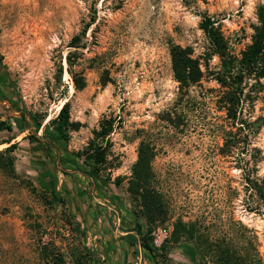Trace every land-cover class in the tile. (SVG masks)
<instances>
[{"label": "rangeland", "instance_id": "obj_1", "mask_svg": "<svg viewBox=\"0 0 264 264\" xmlns=\"http://www.w3.org/2000/svg\"><path fill=\"white\" fill-rule=\"evenodd\" d=\"M263 2L0 0V122L11 126L0 130V264H118L120 241L122 264H221L223 239L245 264H264V215L247 210L239 167L218 153L219 87L201 66L200 81L179 92L169 55L179 45L200 62L207 56L203 14L238 53ZM218 65L216 55L207 61L208 70ZM64 101L62 128L50 120ZM246 109L262 120L251 143L264 178V90ZM109 117L111 131L97 137ZM140 141L152 148L148 180L166 212L147 235L153 258L128 189ZM94 142L103 156L96 170L86 157ZM209 241L217 247L207 251Z\"/></svg>", "mask_w": 264, "mask_h": 264}, {"label": "trees", "instance_id": "obj_2", "mask_svg": "<svg viewBox=\"0 0 264 264\" xmlns=\"http://www.w3.org/2000/svg\"><path fill=\"white\" fill-rule=\"evenodd\" d=\"M255 15L256 23L252 27L250 42L238 53L230 50L216 21L203 14L198 26L208 43L209 52L207 56L200 62L198 58L191 56L188 48L179 45L171 46L169 55L172 77L177 83L179 92L187 93L189 87L200 81L203 75L201 66L217 83L219 90L216 94L215 103L224 115L223 124L220 126L222 145L219 147L218 153L223 157L232 158L234 164L239 167L243 182L242 188L247 193L245 198L248 201L247 210L264 215V178L257 175L256 172V162L261 158L260 149L251 143V136L261 127L262 120L259 117L250 119L246 109V106L252 104L259 92L264 90V2L256 7ZM70 46L74 45L70 44ZM212 55L218 57L219 65L214 70H208L207 61ZM80 86V84H76V87ZM247 86L248 88H246ZM21 117L23 118V115ZM67 118L68 103L64 101L50 123H59L64 128L68 124ZM112 125L113 118H103L100 121L99 129L95 132L96 136L104 138L111 131ZM1 129L11 130V126L0 122ZM58 134L65 140L61 131ZM91 145L95 152L93 154L90 152L86 157L92 159L93 168L96 170L103 161L102 154L100 155L98 152L101 150V145L97 142ZM11 147H14V144H10L5 150H10ZM152 156L151 146L140 141L137 159L132 167L133 176L128 186L147 225L145 233L140 238V244L146 250V255L149 258L155 256L154 248L148 242L150 238L147 236L151 231L150 225L158 220H164L166 214L159 192L153 188L148 180ZM79 170L82 173H88L85 168H79ZM53 186H55V181H53ZM56 193L53 191L52 196L54 198H58ZM125 209L130 211L128 208ZM131 230L140 231L139 225L135 224ZM184 233L187 237L191 236L188 230H185ZM186 242L183 240V243ZM207 245V251L208 249L211 250L212 246L217 247L215 243L210 241ZM189 249L190 254L193 255V248ZM86 255L88 254L86 253ZM215 256L218 261H221V264L246 263L243 255L232 254L229 243L225 239L222 240V247L217 250ZM190 258L193 259L191 255ZM89 260L91 258L88 257L87 261ZM74 263L79 264L77 257ZM85 264H89V262Z\"/></svg>", "mask_w": 264, "mask_h": 264}, {"label": "crops", "instance_id": "obj_3", "mask_svg": "<svg viewBox=\"0 0 264 264\" xmlns=\"http://www.w3.org/2000/svg\"><path fill=\"white\" fill-rule=\"evenodd\" d=\"M119 243L120 244H118L117 242L115 243L116 248H114V249L116 250V252L114 251L113 254H114L116 263L122 264V261H123L122 258L124 257V255H126L127 259H129V256L127 254L128 247H127V244L124 243L123 241H120ZM105 254H107V253H105Z\"/></svg>", "mask_w": 264, "mask_h": 264}, {"label": "flooded vegetation", "instance_id": "obj_4", "mask_svg": "<svg viewBox=\"0 0 264 264\" xmlns=\"http://www.w3.org/2000/svg\"><path fill=\"white\" fill-rule=\"evenodd\" d=\"M0 73L4 74V70L1 68V64H0Z\"/></svg>", "mask_w": 264, "mask_h": 264}, {"label": "built area", "instance_id": "obj_5", "mask_svg": "<svg viewBox=\"0 0 264 264\" xmlns=\"http://www.w3.org/2000/svg\"><path fill=\"white\" fill-rule=\"evenodd\" d=\"M155 240V239H154Z\"/></svg>", "mask_w": 264, "mask_h": 264}]
</instances>
